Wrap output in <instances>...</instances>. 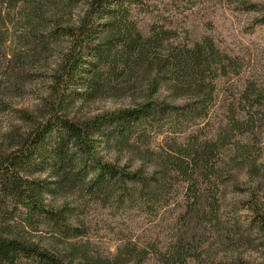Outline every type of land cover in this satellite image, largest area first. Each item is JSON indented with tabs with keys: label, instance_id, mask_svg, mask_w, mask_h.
Returning <instances> with one entry per match:
<instances>
[{
	"label": "trees",
	"instance_id": "16d2710c",
	"mask_svg": "<svg viewBox=\"0 0 264 264\" xmlns=\"http://www.w3.org/2000/svg\"><path fill=\"white\" fill-rule=\"evenodd\" d=\"M149 1L0 0V51L6 47L8 63L22 76L28 75L27 66L55 50L53 45L66 43L49 71L41 119L0 157V221L31 230L46 228L65 242L76 241L86 232L72 219L85 208L109 203L120 208L132 201L133 193L147 211L170 207L162 201L163 193L170 182L178 181L182 199L177 209L197 222L208 215L203 189L217 185L224 171L235 170L246 179L242 193L248 229L260 235L264 247L261 170L242 144L255 146L251 126L264 122V93L246 87L238 100L222 96L221 114L214 121L215 139L199 142L192 136L184 144L173 145L165 139L161 179L147 177L143 166L120 163L124 153L147 159L149 147L143 149L153 123L206 120L220 87V72L225 75L231 63L212 43L182 44L174 30L142 25L138 17L148 12ZM215 74H220L219 80ZM137 89L141 97L132 106L89 119L71 116L79 105L119 98ZM165 93L173 101L188 100L181 105L168 102ZM229 128L240 141L225 150L222 132ZM105 152L115 153V160L108 161ZM74 193L80 194L74 208H56L48 200ZM212 207L220 212L217 201ZM194 246L193 239L179 240L171 262L191 261L197 251ZM71 252L72 256H59L0 232V264H91L86 256L77 257L74 248ZM132 256L130 251L122 264L133 261Z\"/></svg>",
	"mask_w": 264,
	"mask_h": 264
},
{
	"label": "rangeland",
	"instance_id": "374dc122",
	"mask_svg": "<svg viewBox=\"0 0 264 264\" xmlns=\"http://www.w3.org/2000/svg\"><path fill=\"white\" fill-rule=\"evenodd\" d=\"M149 3L148 12L140 13L138 17L142 25L174 30L177 42L182 44L196 41L212 43L222 56L231 59L225 75L220 72V87L215 93L213 105L209 106L206 120L192 119L176 124L168 119L155 122L153 127H148L145 137L148 143L143 150L149 147L147 159L126 153L119 156L121 164L128 163L133 168L143 166L147 177L155 175L161 179V166L167 153L165 139L169 145L184 144L192 136L199 142L215 139L217 127L214 121L221 114L218 103L222 96L238 100L246 87L264 93V0H150ZM55 45L52 46L55 50L44 53L35 65L27 66L26 76H22L14 64L8 63L6 47L0 51V157L12 151L18 137L42 117V99L46 97L49 71L57 63L66 43ZM215 77L219 80L220 74H215ZM140 95L137 89L119 98L79 105L71 116L89 119L129 107ZM169 96L167 93L163 95L169 99L168 102L179 105L188 100L173 101ZM24 115L29 119H25ZM262 116L264 118V114ZM206 125L214 127L206 128ZM261 125L257 122L251 126L255 131V146L242 144L248 146L244 152L250 151L252 158L258 161L261 170L258 176L264 187V122ZM222 134L226 138L223 142H227L225 150L228 145L231 147L240 141L238 133L231 132L230 128ZM105 157L113 162L115 153L105 152ZM245 181L242 172L231 170L224 171L217 185L209 188L208 184L202 191L208 215L197 222H193L192 216L185 215L183 209H177L182 189L178 181H174L170 182L162 197V201L170 207L147 211L137 193H133L132 201L123 207L110 203L102 206L92 204L79 211L72 223L85 230L86 235L76 241L65 242L46 228L25 229L17 222L4 224L0 221V232L59 256H72L71 249L74 248L78 251L77 257L84 255L91 264H122L130 251L133 252V261L129 264H173L171 256L176 243L187 239H193L197 251L185 264H229L239 260L264 264L262 239L255 230L248 229V211L244 206L246 195L242 193ZM192 196L194 198V193ZM79 198L80 194L74 193L48 200L56 208L68 205L74 208L79 205ZM215 201L220 204L219 213L213 210ZM211 209L213 211L209 213ZM120 256L121 260L117 262L115 259Z\"/></svg>",
	"mask_w": 264,
	"mask_h": 264
}]
</instances>
